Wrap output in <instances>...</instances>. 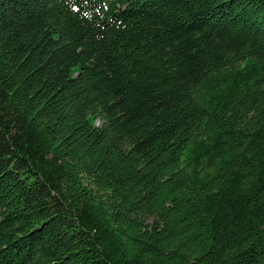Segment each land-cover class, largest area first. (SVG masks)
<instances>
[{"label":"trees","instance_id":"trees-1","mask_svg":"<svg viewBox=\"0 0 264 264\" xmlns=\"http://www.w3.org/2000/svg\"><path fill=\"white\" fill-rule=\"evenodd\" d=\"M0 264H264V0H0Z\"/></svg>","mask_w":264,"mask_h":264},{"label":"rangeland","instance_id":"rangeland-1","mask_svg":"<svg viewBox=\"0 0 264 264\" xmlns=\"http://www.w3.org/2000/svg\"><path fill=\"white\" fill-rule=\"evenodd\" d=\"M99 123H97V125H98Z\"/></svg>","mask_w":264,"mask_h":264}]
</instances>
